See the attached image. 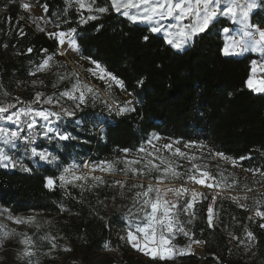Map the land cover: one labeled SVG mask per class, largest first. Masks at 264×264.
I'll return each instance as SVG.
<instances>
[{
	"label": "trees",
	"instance_id": "1",
	"mask_svg": "<svg viewBox=\"0 0 264 264\" xmlns=\"http://www.w3.org/2000/svg\"><path fill=\"white\" fill-rule=\"evenodd\" d=\"M35 2L48 5L46 17L50 19H55L52 16L54 11H62L65 7L64 0ZM257 3L260 7L250 13V23L264 25V0H257ZM22 4L23 0H0V84L12 97L24 101H32L35 92L58 95L70 85L64 81L53 88L56 73L78 72L57 54L52 64L59 63L64 67L53 66L50 71L29 75L43 56L41 49L54 53L58 42L48 38L47 31H39L42 26L31 21ZM95 6L109 5L107 0H95ZM223 8L224 3L221 10ZM80 15L87 17L89 12L84 9L77 13L75 7L69 9L68 26L77 28L75 36L80 53L101 62L109 72L123 80L126 91L136 99L133 105H129L134 110L120 114L115 110L109 112L102 100L112 101L97 87L101 101L94 106L91 103L87 107L82 105L83 110H77L73 117L54 122V127L70 132L75 140H52L51 143L44 137L39 140L38 149H47L59 156L60 164L55 167L39 162L37 158L29 160L23 157L20 146L17 149L7 147V151L24 159L31 172L0 168V206L15 217L35 218L39 231L20 225L17 232L26 233L36 241L39 247L37 256L48 252L50 247L47 241L38 240L39 235L47 232L57 237L54 242L58 246L52 250L51 256H41L40 264L56 263L65 248H72L79 255V264H116L115 257L104 247L106 243L108 248L122 250L126 264H154L151 260L136 257L131 245L119 238L126 234L128 221L121 217L128 207L114 206L119 188L108 185L116 181L114 175H125L124 172H106L101 176L106 184L92 192L85 191L83 204L78 202L80 189L69 185L68 190L76 200L69 199L59 187L46 188V177L56 179L60 165L124 158L121 150L137 151L153 133L169 139L203 143L227 157H247L236 160H240L247 169L264 170V93L254 92L247 84L251 61L260 59L261 55L252 52L224 55L227 38L222 29L238 26L227 17L222 18L216 27L194 37L183 50H177L165 42L161 32L151 33L145 23H130L111 8L109 12L99 14L98 19L82 25L76 23ZM165 22L166 19L160 24ZM21 30L23 35H20ZM61 30L66 28L62 25ZM146 35L149 37L147 41L144 40ZM29 47L34 49L30 54L27 53ZM33 80L43 84L37 83L33 88ZM117 168H123V164ZM128 175L133 173L130 171ZM156 175L139 174V177L156 181ZM113 196L116 197L114 203ZM254 197L262 200L250 199L244 207L234 199L219 197L214 204L212 228L207 225L211 196L207 194L197 200L191 212L195 215L193 224H185V227L191 229L194 240L205 241L203 253L178 255L155 264H264V230L248 219L251 216L257 222L261 220L253 216V211L264 210V191ZM97 200L103 201L107 207L98 206ZM183 201H189V197L180 202ZM61 203L72 214L60 212L58 205ZM89 205L105 219L90 214ZM179 218L184 223L188 215L181 213ZM245 229L251 230L256 239L244 240ZM232 236L240 238L243 243L232 241ZM20 239L16 237L14 246L21 250L20 262L27 264L22 258L25 245L20 243ZM246 244L252 245V252H245Z\"/></svg>",
	"mask_w": 264,
	"mask_h": 264
},
{
	"label": "snow or ice",
	"instance_id": "2",
	"mask_svg": "<svg viewBox=\"0 0 264 264\" xmlns=\"http://www.w3.org/2000/svg\"><path fill=\"white\" fill-rule=\"evenodd\" d=\"M39 2V0H38ZM222 2L226 7L221 10ZM65 7L62 11H54L52 16L55 19L46 18V23L50 22L57 30L47 32V36L54 41H57L59 46L56 52L49 54L48 49H41L43 56L40 58V62L36 63L31 69L29 75L35 76L36 73L42 71H50L54 66L56 68L64 67L63 64H55L52 62L54 57L59 54L64 56L66 54L75 53L80 56L81 60H87L92 67L85 69L91 77L102 81L106 87L104 89L105 95L110 96L113 85L118 86L121 90L126 91L124 82L122 79L109 72L101 62L91 58L84 57L80 53L79 46L75 39L77 33L76 27H69L70 21L68 19L69 9L75 7L77 13L81 10L87 9L89 15L87 17L80 15L79 20L76 21L78 25L86 24L91 20L99 18V14L109 12V8L116 13L121 14L130 23H145L151 33H159L162 30L160 21L166 18H173L177 23L169 25L164 34L165 42L172 46L174 49L183 50L185 45L190 44L194 37L206 33L211 28L220 24L222 18L227 17L233 24L238 25L236 37L230 38L223 48L225 56L230 55H242L247 52L260 53L261 60L251 61L252 72L255 74L257 70V64H260L261 70H264V29L259 25H253L249 22L250 13L253 9L260 7L257 0H107L109 6L96 7L95 0H64ZM21 7L24 10H29L31 5L23 3ZM44 12H48V5H41ZM239 10V15L237 14ZM184 21H187L185 23ZM35 22V21H34ZM64 26L66 30H60L61 26ZM223 32L228 33L229 27H223ZM39 31L46 32V28L39 27ZM21 30L20 35H23ZM149 37L144 36V40L147 41ZM5 48L7 45L4 46ZM33 47L27 49V53L33 52ZM64 81L69 82V87L65 88L57 94L45 95L44 92H35L34 99L32 101H22L19 97H12L9 92L3 89V85L0 84V142L3 145L10 147L11 149H17L18 143L22 146L23 157L31 159L38 158V161L46 162L49 165L57 166L60 164V158L58 155L49 152L47 149L38 150L36 141L41 135L48 140L49 143L52 140L58 142H64L69 140H75L76 137L70 132L62 131L59 127H45L41 125L40 130H37V118L42 119L45 122H49L50 118H55L56 121L73 117L77 110L82 111V105L87 107L89 103L93 106L97 101H101L100 90L85 81H83L76 72L72 73H56V81L53 82L52 87L56 88L59 83ZM37 83L43 84L42 81H32V87L35 88ZM142 84L143 81H138ZM248 87L254 92L264 93V86H255L254 80L250 77L247 81ZM264 85V81L261 82ZM131 95V94H129ZM11 97V99H10ZM70 101L72 106H62L61 101ZM105 108L109 112L115 110L117 114L125 111H132L129 105L132 103L130 100L125 101L124 104L117 105L113 99L111 103L107 100H102ZM47 105L48 107H44ZM115 106V107H114ZM59 107V110H55ZM54 134V135H50ZM162 138L153 133L147 138V144H153V141H160ZM173 143H165L161 148H155V154L160 159V165H153L152 153H149L145 147V144H141L137 149V155L139 159L127 160V156L124 158L114 159L113 161H99L88 163L83 165L73 163L71 165H60L58 171L59 176L54 179L53 177H46L45 187L53 189L59 187L65 197L76 200V197L72 196V193L68 190L69 185L72 188L80 189L79 203H84V192H92L95 188L105 185L106 181L99 175H92L96 171L115 173L116 171H122L127 176L131 171L133 174L151 175L157 173L155 176L156 184L149 183L145 188L144 185L139 183H133L129 188V191L134 188H141L142 191L135 192L132 197V206L128 208V211L121 217L123 220H127L126 234L121 235L119 238L124 240L127 244L138 252L148 257L151 261L165 262L174 259L178 255L187 253H194L195 249L192 245H200L205 243L202 240H194L191 229L185 227V224L191 225L195 219L194 213L189 212V209L193 208V202L195 201L199 192L194 188L188 187H168L161 191L159 183H161L168 174L171 172L173 179H180L181 173L174 171L172 168L173 161L170 158L160 155L162 149L172 150ZM184 148H197L207 149L208 155L217 157H224L226 162H236V159H246L247 157H225L223 152H216L214 149L209 148L208 145L203 143L195 144V142L184 143ZM123 153L127 154L131 150L123 149ZM264 154V153H262ZM173 156H179L181 158H188V154L181 151L180 147H176ZM145 157H149L145 160ZM195 159V157H192ZM143 162V163H142ZM123 164V168H117V165ZM133 165H142L139 168L133 167ZM0 168L3 169H19L24 172H31V169L24 163V159L16 156L14 153H10L5 147H0ZM192 168L199 170L196 164L192 165ZM246 171H258L261 176L264 177V171L260 169H246ZM205 178L215 177L211 176V173L203 172ZM187 179L195 181L196 184H205V179H197L195 175L191 174V169L188 170ZM57 180L59 183H57ZM223 182L217 181V185ZM119 185L121 188L120 195L124 196L122 191L125 184L122 181H114L108 187H116ZM209 189L214 185L209 182L206 185ZM191 193V201H183L180 203L173 202L166 199L167 193H173L176 197H180L183 193ZM151 194V195H150ZM116 197L113 196V203ZM215 199V197H213ZM97 205H104L103 201L97 200ZM107 207V205H104ZM59 211L64 213H71V210L65 207L62 203L58 205ZM90 214L97 216L99 219L105 218L99 216L98 211L91 205ZM241 207H244L243 205ZM150 209V211H149ZM178 209V211H174ZM185 213L188 215V219L182 223L180 220V214ZM79 214V213H77ZM255 217H260L261 220L257 222L254 217H248L253 223H257V226L264 230V212L257 210ZM9 220H15V223L30 226L36 231L40 230V226L36 223L34 217H13L11 213L7 217ZM107 225V221L105 220ZM207 225L209 228L213 225V208L211 205L207 208ZM0 228H4L0 225ZM182 235L188 239V244L183 248H177L172 244V240L176 236ZM231 235V234H230ZM14 236L21 237L20 243L24 244L22 258L27 261V264H40L41 256H51L52 250L58 245L54 242L57 237L51 236L45 232L43 235L38 236V240L43 242L47 241L50 245L49 251L41 253L37 256L39 247L36 241L28 236L26 233L17 232L15 229L4 230L0 232V247L3 246V242ZM233 240H237L238 243H243L240 238L236 236L231 237ZM244 239L252 241L256 239L255 234L251 230L245 229ZM41 246H43L41 244ZM105 249H108V244L104 245ZM65 251L71 249L65 248ZM245 252H252V245L246 244L244 248ZM255 255V253H252ZM222 264V262H221Z\"/></svg>",
	"mask_w": 264,
	"mask_h": 264
},
{
	"label": "rangeland",
	"instance_id": "3",
	"mask_svg": "<svg viewBox=\"0 0 264 264\" xmlns=\"http://www.w3.org/2000/svg\"><path fill=\"white\" fill-rule=\"evenodd\" d=\"M23 3H28L31 5V8L29 10L23 11L27 12L29 14V17L31 21H35L36 23H39L42 27L46 28L47 32H51L54 30H57L54 28V25L50 22L46 23V13L44 12L43 8L40 4H37L35 0H23ZM21 17V16H20ZM61 30V29H60ZM76 39V36H75ZM77 42V41H76ZM58 47L59 44H58ZM260 54V53H259ZM62 58H65L69 64L72 65V67L75 69V71L78 72L79 76L82 78L83 81L90 83L91 85H94L98 88H100L103 93L106 85L102 82L97 80L94 77H91L89 73L85 71V69L92 67V65L89 64L87 60H81L80 56L76 55L75 53L66 54L64 56L59 55ZM55 60V58H54ZM256 60V59H255ZM257 60H261L257 59ZM258 80H255V83L259 86H264L261 84L262 81H264V74H257ZM45 93V92H44ZM105 94V93H104ZM131 93L121 90L118 86L113 85L111 95H105L109 100H115L117 105L118 103H124L125 101H131L132 103L130 105H133L136 101L133 99ZM45 95H47L45 93ZM22 100V99H21ZM24 101V100H22ZM62 106H72L71 102L61 101ZM44 107H48L45 105ZM115 107V106H114ZM55 110H59V107H57ZM38 122H40L41 125H44L45 127H54V122L56 121L55 118H50L51 123L45 122L40 118H37ZM162 139L160 141H153V144L155 145V148H161V146L165 143L169 142H176L178 141L179 144L173 143L172 150L162 149L160 155L170 158L173 161L172 168L174 171L181 173L180 179H173L171 176V172L168 174L167 178H165L161 183H159V187L161 188V191L164 192V190L168 187H179V186H186V183L188 182H195L192 180L187 179L188 170L191 169V174L195 175L197 179H205V184L211 182V178H205L203 176V172L207 171L211 173L212 177H215L214 180L221 181L223 177V182H221L222 185L225 186V188L229 191L227 194L223 195L225 197L234 199L237 201L240 205H248V201L253 198H257L258 200H262L261 197H254L258 193L264 191V177L261 176L260 172L258 171H246L247 168L243 167L240 163V160H236L235 163H232L231 161L225 160L224 157H217L213 155H208L207 149H197L195 147L193 148H184V143H186L183 140H174L169 139L164 136H161L159 134H156ZM145 147L149 153H152V161L153 165L157 164L160 165V159L157 158L155 154V148L153 145H148L147 142L145 143ZM176 147H180L181 151L188 154V158H181L179 156H173V152ZM127 156L128 161H132L133 159H139L140 156L137 155V151L129 152L127 154L123 153L122 156ZM192 157H195V159H192ZM227 157V156H225ZM149 157H145V160H147ZM38 160V158H37ZM43 162V161H39ZM196 164L199 168L197 170L196 168H192V165ZM136 168H138L137 165H135ZM252 169H260L261 168H252ZM92 175H99L103 176L106 175V172H100L96 171L92 173ZM116 177V181H122L124 182L125 186L123 188L124 196L121 197L120 192L121 188L119 185H117L118 189V196L117 200L114 204L115 207L122 205H127L128 208L132 206V197L135 195V192L142 191L141 188H134L129 191V188L133 183H139L144 185L146 188L147 185L151 182L153 184H156L157 181H151L144 177H139V174H133L132 176L129 175H122L117 174L114 175ZM201 185V184H200ZM189 188V187H188ZM197 191V190H196ZM199 195H197L196 199L204 198L207 194L203 191H198ZM151 195V194H150ZM188 196L189 201L192 200L191 193H183L180 197H176L173 193H167L165 198L172 200L173 202L179 203L184 197ZM215 197V199H213ZM221 197L220 195H214L211 196V206L213 208V219L215 218V210H214V204L218 200V198ZM150 211V209H149ZM178 211V209L174 210ZM190 212V209H189ZM9 212L0 206V225H3L4 228H0V232L4 230H11L15 229L16 231L19 229V226L21 224L15 223V220H9L8 217ZM12 215V214H11ZM15 217L14 215H12ZM16 237L14 236L10 239H7L3 242V246L0 247V264H22L20 262L21 258V250L19 247L14 246ZM244 239V238H243ZM232 241H234L231 238ZM246 240V239H244ZM172 244L176 245L177 248H183L186 244H188V239H183L182 235L176 236L174 240H172ZM195 249V253H185V254H196L201 255L203 252H201L198 249V246H192ZM70 251H64V253L61 255L60 259L54 263V264H78V257L79 255L76 254L72 248ZM107 251L111 253L115 259L117 264H126L125 260L123 259V252L121 249L117 247H111L108 248ZM133 253L136 257L142 258L146 261L150 260L148 257L143 255L142 253L138 252L137 250L133 249ZM160 262V261H157Z\"/></svg>",
	"mask_w": 264,
	"mask_h": 264
},
{
	"label": "crops",
	"instance_id": "4",
	"mask_svg": "<svg viewBox=\"0 0 264 264\" xmlns=\"http://www.w3.org/2000/svg\"><path fill=\"white\" fill-rule=\"evenodd\" d=\"M222 3H223V2H222ZM224 7H226L225 4H224ZM237 14L239 15V10H237ZM184 22L187 23V21H184ZM249 22H250V19H249ZM175 23H177V22H176L173 18H171V17L166 18V22L162 25L161 33L164 35V34H165V31H166L167 28H168V26H169V25H172V24H175ZM259 26H260L262 29H264V25H259ZM238 27H239V26H237V27L234 28V29H229V32L226 33L227 42H229L230 38H234V37H236ZM256 61L259 62L260 60H257V59H256ZM258 73H259V74H264V70H261V67H260V64H259V63L257 64V70H256L255 74H253L252 69H251V75H250V77L254 80V82H255V80H258V77H257V76H258V75H257ZM250 77H249V78H250ZM255 86L259 87V85L256 84V83H255ZM0 144H1V142H0ZM200 199H202V198L195 199V201H192V202H193V205H194V203H195L197 200H200ZM190 201H191V199H190ZM210 205H211V203H210ZM192 209H193V208H192ZM192 209H190V212H192ZM257 210L264 212V210L255 209V210L253 211V216H255V212H256ZM192 246H198V249H199L201 252L204 251V243H203V244H200V245H192ZM194 253H195V252H194Z\"/></svg>",
	"mask_w": 264,
	"mask_h": 264
},
{
	"label": "built area",
	"instance_id": "5",
	"mask_svg": "<svg viewBox=\"0 0 264 264\" xmlns=\"http://www.w3.org/2000/svg\"><path fill=\"white\" fill-rule=\"evenodd\" d=\"M38 120V119H37ZM40 128H41V124H40V122H38L37 123V130L39 131L40 130ZM43 136L41 135V137L40 138H38V140L36 141V145L38 146V142H39V140L42 138ZM18 143V146H20L19 145V142H17ZM0 147H5L6 149H7V147L8 146H5V145H3V143L1 142V144H0ZM20 147H22V146H20ZM38 150H40V149H38ZM41 150H44V149H41ZM10 170H13V169H11L10 168ZM211 183L214 185V187L213 188H211V189H209L206 185H200V184H196L195 182H188V183H186V186L187 187H189L190 189H192V188H194L195 190H197V191H203V192H205L206 194H208V195H210V196H214V195H220V196H223V195H225V194H227L229 191L225 188V186L224 185H222L221 183H219L218 185H217V181L216 180H212L211 179ZM244 238V237H243ZM79 262H80V257H78V264H79ZM116 264H117V262H116ZM120 264V263H119Z\"/></svg>",
	"mask_w": 264,
	"mask_h": 264
},
{
	"label": "water",
	"instance_id": "6",
	"mask_svg": "<svg viewBox=\"0 0 264 264\" xmlns=\"http://www.w3.org/2000/svg\"><path fill=\"white\" fill-rule=\"evenodd\" d=\"M100 89V88H99ZM101 90V89H100ZM105 95V94H104ZM133 99L136 101L135 97L132 95ZM108 99V98H107ZM89 163V161H87Z\"/></svg>",
	"mask_w": 264,
	"mask_h": 264
}]
</instances>
